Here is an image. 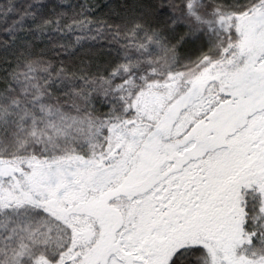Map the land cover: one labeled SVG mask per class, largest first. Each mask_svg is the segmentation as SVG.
Instances as JSON below:
<instances>
[{
  "label": "snow or ice",
  "instance_id": "obj_1",
  "mask_svg": "<svg viewBox=\"0 0 264 264\" xmlns=\"http://www.w3.org/2000/svg\"><path fill=\"white\" fill-rule=\"evenodd\" d=\"M0 264H264V0H0Z\"/></svg>",
  "mask_w": 264,
  "mask_h": 264
}]
</instances>
